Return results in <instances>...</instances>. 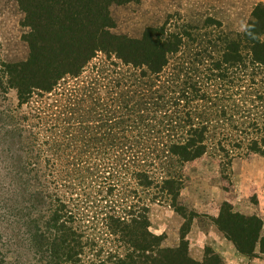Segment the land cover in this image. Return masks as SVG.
<instances>
[{"label":"trees","instance_id":"obj_1","mask_svg":"<svg viewBox=\"0 0 264 264\" xmlns=\"http://www.w3.org/2000/svg\"><path fill=\"white\" fill-rule=\"evenodd\" d=\"M137 1L16 0L28 53L1 64L0 90L17 105L0 130L47 200L26 226L39 264H224L210 248L188 254L197 215L176 198L186 163L207 155L224 172L264 156V4L240 32L179 15L137 37L113 32L110 9ZM162 203L184 220L173 248L150 231L149 206ZM243 219L214 221L240 252Z\"/></svg>","mask_w":264,"mask_h":264},{"label":"rangeland","instance_id":"obj_2","mask_svg":"<svg viewBox=\"0 0 264 264\" xmlns=\"http://www.w3.org/2000/svg\"><path fill=\"white\" fill-rule=\"evenodd\" d=\"M258 3L264 4V0H138L110 9L112 31L137 37L145 27L161 24L165 19L175 22L179 15L183 19L212 16L225 29L240 32ZM22 20L16 0H0V70L3 62L27 57ZM16 105L14 90L6 93L0 90V128L4 111ZM18 146L12 134L8 137L0 130V264H39L26 226L47 206V200L38 202L33 182L26 175L30 167L24 166V154L17 150ZM183 174L185 181L176 204L197 215L186 235L188 254L200 261L205 249L210 248L224 264H264V249H260L264 237V156L249 154L236 158L227 171L221 172L218 159L206 155L186 163ZM30 198L36 210L24 217ZM224 204L229 205L232 213L246 218L238 228L237 241L242 252L214 222L220 218L225 225L229 211ZM253 216L261 220L259 229L250 221ZM148 217L150 231L164 235L163 246L173 248L179 244L184 220L172 208L165 203L152 204Z\"/></svg>","mask_w":264,"mask_h":264}]
</instances>
